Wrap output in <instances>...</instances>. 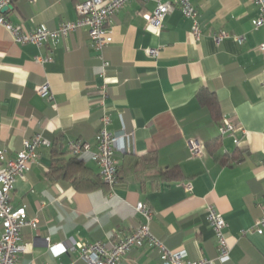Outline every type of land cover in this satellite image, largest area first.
<instances>
[{
  "label": "crops",
  "instance_id": "obj_1",
  "mask_svg": "<svg viewBox=\"0 0 264 264\" xmlns=\"http://www.w3.org/2000/svg\"><path fill=\"white\" fill-rule=\"evenodd\" d=\"M80 1L17 0L0 15L24 30H53L79 18ZM157 3L128 1L109 22L113 41L102 55L85 26L37 45L16 41L0 25V148L15 154L37 134L51 141L38 148V159L11 194L14 206L26 205L28 215L40 220L38 228L22 231V264H90L77 244L117 243L144 221L139 201L153 211L152 233L173 251L186 249L190 260L264 264V233L254 230L264 215V24L253 23L260 7L253 0H192L202 30L196 38L178 5L159 32L148 30L144 14ZM221 32L229 36L217 43L214 35ZM152 48L159 53L148 54ZM104 61L110 65L103 75ZM44 83L51 97L38 93ZM200 93L215 98L216 113ZM105 114L107 128L122 134L115 186L104 181L93 158ZM225 117L237 125L239 144L222 133ZM193 138L204 144L202 156H192ZM72 140L89 149L73 154ZM54 146L80 164L76 181L52 177ZM176 168L183 179L170 180ZM209 205L228 223L231 252L224 259L218 258ZM2 232L0 222V238ZM59 243L67 250L57 256L60 247L50 245ZM118 264H161V258L146 243Z\"/></svg>",
  "mask_w": 264,
  "mask_h": 264
},
{
  "label": "built area",
  "instance_id": "obj_2",
  "mask_svg": "<svg viewBox=\"0 0 264 264\" xmlns=\"http://www.w3.org/2000/svg\"><path fill=\"white\" fill-rule=\"evenodd\" d=\"M16 1L0 0V11L5 7L14 8ZM128 1L130 0H81L77 4L79 18L74 21L63 22L58 28L53 30L43 27H38L34 30H24L21 25L13 24L4 15H0V25L5 26L16 41L22 43L32 42L37 45H42L46 42L56 43L62 37L85 26L89 30L94 47L102 55L104 46L113 41L112 29L109 22ZM157 1V7L154 11L144 14L148 30L155 33L159 32L164 26L166 15L178 5L181 7L184 15L193 22L192 34L196 38L201 37L202 30L197 19L198 10L192 3V0H175L174 2ZM253 2L259 5L261 10V16L253 21L254 25L259 27L264 24V0H253ZM227 36H229V33L221 32L215 34L214 39L219 43ZM236 38L239 42L244 40L243 36ZM260 49L264 51V42L260 45ZM158 53L159 50L156 48L148 50V54L150 55ZM109 65L108 61L103 62V75ZM37 91L42 96H52L48 83L38 86ZM103 94H106L104 89ZM100 121L102 126L97 135L98 149L94 153L93 158L100 165L104 181L110 186H115L119 170V163L115 154L122 134L114 133L107 128L110 122L109 115H103ZM221 131L223 134L232 136L235 143H240V139L236 134L237 125L229 118H223ZM48 145H51V141L41 134H37L32 138L25 139L23 149L15 154H11L6 147L0 148V222L3 228L0 238V264H22L20 262V255L26 251V245L22 243V231L25 227L38 228L39 218L30 217L26 205L14 206L11 203V194L18 177L23 176L38 159V148ZM189 146L192 156L198 157L203 155L204 144L201 140L190 139ZM69 147L75 155H81L89 149V145L83 143L81 140L70 141ZM187 188L191 190L192 185L188 184ZM136 209L144 218V221L139 226L111 247L103 241L79 242L77 248L81 257L90 264H118L133 248L148 243L158 250L161 264H216L215 259L201 258L196 261L190 260L186 249L171 250L151 231L150 225L153 219V211L150 207L145 202L139 201L136 204ZM208 219L217 237L218 258H227L231 252L225 231L228 223L214 205H209L208 207ZM254 230L260 234L264 233V215L256 221ZM56 247H60L58 251H53L57 256L67 250L61 243L50 245L51 250H55Z\"/></svg>",
  "mask_w": 264,
  "mask_h": 264
},
{
  "label": "trees",
  "instance_id": "obj_3",
  "mask_svg": "<svg viewBox=\"0 0 264 264\" xmlns=\"http://www.w3.org/2000/svg\"><path fill=\"white\" fill-rule=\"evenodd\" d=\"M203 93V92H202ZM200 93V100L202 102H205L209 105L211 110L216 113L217 112V107L218 103L215 100L214 97L206 98L205 95ZM239 157H234L232 160H237ZM229 162L231 161L228 160ZM79 163L75 161L74 158L67 159L64 157V152L62 151L61 147H53L52 149V161H51V175L54 179H62V178H70L72 177L74 181L77 179L75 176L73 177L72 175L75 174V170H78ZM172 174L168 176L170 180H181L183 179V174L180 168H176L172 170ZM120 180V170H118V175H117V182L116 185L119 183Z\"/></svg>",
  "mask_w": 264,
  "mask_h": 264
},
{
  "label": "water",
  "instance_id": "obj_4",
  "mask_svg": "<svg viewBox=\"0 0 264 264\" xmlns=\"http://www.w3.org/2000/svg\"><path fill=\"white\" fill-rule=\"evenodd\" d=\"M8 8L7 7H5V8H3V11H6Z\"/></svg>",
  "mask_w": 264,
  "mask_h": 264
}]
</instances>
